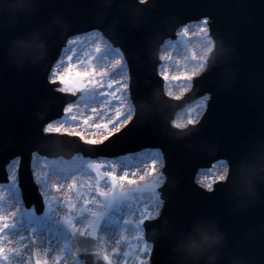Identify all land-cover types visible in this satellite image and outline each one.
Listing matches in <instances>:
<instances>
[{"label": "water", "instance_id": "obj_1", "mask_svg": "<svg viewBox=\"0 0 264 264\" xmlns=\"http://www.w3.org/2000/svg\"><path fill=\"white\" fill-rule=\"evenodd\" d=\"M54 16L69 26L68 31L60 36L56 28L44 37L45 56L38 65L12 67L5 55L7 44L13 38L42 30ZM205 16L211 20L216 47L209 68L195 79L197 87L188 99L208 90L211 101L194 128L172 129L169 122L182 107L175 105L182 102L163 95L155 75L158 46L172 37L177 26ZM93 29L107 33L126 52L136 107L133 124L103 152L111 154L149 144L162 147L166 155L167 183L162 189L166 206L156 228L165 218L183 230L196 220H208L224 234L232 254L250 264H264V183H257L258 195L246 206H238L233 195L236 166L246 162L257 146L264 145V0H151L146 6H137L136 0H35L30 13L0 17V181L6 179L4 169L10 160L22 155L19 179L25 202L40 208L29 179L27 149L39 146L49 156H70L79 147L89 146L71 143L66 135L48 138L41 129L45 117L55 118L63 103L48 96L49 65L68 37ZM37 125H41L39 139L34 137ZM204 155L229 160L228 179H234L231 185L221 184L226 186L223 191L218 188L217 192H206L190 178ZM73 237L80 261L106 264L93 239ZM152 239L157 244L153 264H170L171 241L159 235Z\"/></svg>", "mask_w": 264, "mask_h": 264}, {"label": "snow or ice", "instance_id": "obj_2", "mask_svg": "<svg viewBox=\"0 0 264 264\" xmlns=\"http://www.w3.org/2000/svg\"><path fill=\"white\" fill-rule=\"evenodd\" d=\"M206 18L208 17H202L197 22L183 24L180 27L185 33L194 32L201 27L208 28L205 23ZM210 42L209 29V39L206 43ZM89 49L94 51L90 52ZM110 49H115L116 57L107 62L106 67L98 66L97 58ZM121 49L107 33L101 35L96 31L83 36H73L67 39L59 58L49 65L47 71L48 96L63 103L59 106L55 118L45 117L43 125L44 129H47L46 137L58 135L64 128H71L83 130L85 133L91 132L93 140L96 136L101 137L100 143L90 144L87 148L79 147L77 149L80 154L79 164L73 167L63 166L54 161L49 163L47 159L49 152L39 146L27 150L41 169L37 174L35 167L33 168V185L37 189L41 203L49 208H58L60 217L74 235L95 240L105 210L114 202L127 200L135 212L122 221L123 224L130 226L131 230L122 229L120 233L124 231L135 233L137 264H153L157 244L146 239V231L157 227V215L160 216L162 213L161 211L156 213V210L164 206V200L161 199V193L158 191L167 183L165 171L167 159L164 149L144 144L128 151L111 154L103 152V149L108 148L135 121L134 119L125 127H120L132 110L131 105L127 106V110L120 107L129 100L130 89L117 91L118 85H122L124 81L107 78L125 62V55ZM104 59L107 61V56ZM117 60L119 64L113 68L112 65ZM165 79H168L167 75ZM176 86L189 91L175 97V101L187 103L197 83L195 78L191 80L178 78ZM210 101L211 93L205 92L199 95L197 100L188 104L187 109L179 114L174 127L182 128L185 123L191 125L201 114H206ZM181 106V103L175 105V107ZM52 126H56L57 131L54 132ZM40 127L41 125L35 127L36 139H39ZM116 128H119V131L112 135L108 134ZM71 143L79 145L80 137L75 136ZM138 157L141 159L136 167L119 171V161ZM200 159L202 162L193 168L190 178L206 192H217L218 188L223 191V187L226 186L218 183L220 179L218 173L230 167L229 160L217 155H204ZM22 160V155H17L8 164L11 174L7 177V182L14 188L21 187L19 165ZM81 176L87 178V183L81 182ZM232 179H228V185H231ZM217 185L220 187H215ZM142 186L150 195L142 194ZM62 192L65 194L64 199L59 198ZM138 193L141 194L137 195ZM16 211L18 209L7 214L0 211V264H47L46 258L53 251L51 248L46 245L41 246L39 240L30 236L12 239L7 234L8 229L14 226ZM85 214L88 219L83 224L73 223L75 217ZM103 240L104 237H100L99 241L103 242ZM119 244L118 240L117 245ZM37 249L43 253L45 259H41L36 254ZM77 251L88 254L87 250L77 249ZM25 252L28 253L27 258ZM92 254L100 253L92 252ZM70 255L74 257L73 250H70ZM113 256H119L120 259L114 260ZM103 258L106 264H128L129 252H120L114 248L110 255H104Z\"/></svg>", "mask_w": 264, "mask_h": 264}, {"label": "bare ground", "instance_id": "obj_3", "mask_svg": "<svg viewBox=\"0 0 264 264\" xmlns=\"http://www.w3.org/2000/svg\"><path fill=\"white\" fill-rule=\"evenodd\" d=\"M201 28H198L195 33H185L183 30L179 29L176 32V36H178V41L183 40L181 42V45L179 48L175 45L173 47L172 43L166 41L164 42V54L162 53L163 51V46L161 47L159 57L162 60V56L164 58L165 63H161L159 66L158 70L161 68L163 70H168L170 73V77L173 78H181V75L183 74L186 75L187 72L194 71L198 69L199 67V58L201 55H203L204 49L206 47H211V42L206 43L208 39H206L207 35V30L204 29V34L201 35L200 31ZM181 31V33H179ZM179 33V34H177ZM73 37V36H72ZM71 38V37H70ZM192 40H195L193 42ZM208 50V49H207ZM206 50V51H207ZM90 52L94 51L93 49H89ZM195 53L197 55V58L193 57H188L189 59L186 60V53ZM182 53H185V55L182 56ZM107 56L108 60L106 61L104 57ZM59 58V57H58ZM113 58V52L108 51L105 52L104 55H100L97 58V65L98 66H105L107 65V62L111 61ZM119 64V61H115V63L112 65L113 68ZM122 63L121 65H123ZM107 70V69H105ZM121 71L120 69H116L112 71L109 76L107 77L108 79L115 80H124V89H127V75L121 76ZM173 83V84H172ZM177 84L175 83L174 80H171V84L169 83V87L176 88ZM123 89V85H118L117 91H120ZM130 105V104H128ZM122 109L127 110V105L122 104L120 105ZM187 108V107H186ZM185 108V109H186ZM184 109V110H185ZM183 110V111H184ZM178 117H175L174 123H176V119ZM198 118V117H197ZM53 130L57 131L56 126H52ZM62 132H73L74 135H79L81 140L83 142H95L92 141V134L91 132L85 133L83 130H76V129H71V128H64ZM99 136H96L94 140H97ZM76 162L73 164L71 163L72 161L69 162H56L60 165L67 166V167H73L77 166L79 164V161L76 160V158H73ZM141 158H125L122 161H119V171H123L125 169L133 168L138 165V162ZM35 167V171L37 174L40 173L41 169L40 167L36 164V161L31 158V169H32V176H33V168ZM7 172L10 175V170L7 166ZM220 173V172H219ZM218 173V174H219ZM80 180L82 183H87V178L81 176ZM11 185V184H9ZM150 195V194H148ZM146 195V196H148ZM60 199L65 198V194L62 192L59 194ZM19 193L16 194L14 191L13 187L7 188V186H0V211L4 212L5 214L12 212L10 211L11 209H14L17 207V204L19 203ZM50 210V217L51 220H47L45 213L43 214L42 217H32V218H27L24 221H19L18 216L22 211L16 212V216L14 218V226L8 229V235L12 239H17L18 237L24 236V237H31L39 240L41 242V246H47L51 248L53 251L50 253V255L46 258L49 260L50 264H73L71 259L72 256L70 255V250L67 248L66 242L60 231H57L53 225L54 221L58 222H63L62 218L59 215V210L58 208H49ZM135 212V209L131 205V203L127 200H120L119 201V206L118 209L111 208V209H106L104 212L103 217L100 220V223L97 228V238L95 239V242L99 248V250L102 252L103 255H110L113 251V248H117L120 252H125V248L130 243L135 239V233L131 231H124L123 233H120L122 229L124 230H131L130 226L125 225L122 223V221L130 216L133 215ZM82 215L79 217H75L73 220L74 224H83L87 219L86 216ZM64 223V222H63ZM62 223V224H63ZM64 226L66 224H63ZM67 226V225H66ZM68 227V226H67ZM121 236L123 237L121 239ZM100 237H104L103 242L99 241ZM120 241V244L117 245V241ZM18 247H22L21 245H17ZM63 249V251H62ZM41 259H45L43 256V253L40 250H35ZM74 253V251H73ZM25 258H27L28 253L25 252ZM119 256H113L114 260L118 261ZM131 262V260H129Z\"/></svg>", "mask_w": 264, "mask_h": 264}, {"label": "clouds", "instance_id": "obj_4", "mask_svg": "<svg viewBox=\"0 0 264 264\" xmlns=\"http://www.w3.org/2000/svg\"><path fill=\"white\" fill-rule=\"evenodd\" d=\"M34 3L35 0H0V17L12 18L17 13H30ZM150 3L151 0H136L137 6H146ZM205 23H209V18H206ZM68 27L59 17L54 16L51 23L45 25L42 30L33 31L27 37L13 38L5 50L8 63L17 69H23L25 65H38L45 56L44 37L52 34L56 28L59 29V35L63 36L68 31ZM210 51L211 47H209ZM206 57L207 53L202 59H206ZM202 70L201 66L196 70V73L198 74ZM201 118L198 117L191 123L193 128L200 123ZM183 127H187V125ZM44 131L46 133L47 129L45 128ZM235 171L234 201L238 206L243 207L258 195L257 183H264V145L257 146L250 152L246 162L238 164ZM219 177L218 183H227L229 169H222ZM160 211L161 209H157L156 213ZM158 219L159 215H157ZM146 235L152 242H155L152 237L157 235L171 241L170 264H250V261L235 256L229 251L224 234L216 228L213 222L208 220H196L186 230H183L170 225V222L165 218L158 228L146 231Z\"/></svg>", "mask_w": 264, "mask_h": 264}, {"label": "rangeland", "instance_id": "obj_5", "mask_svg": "<svg viewBox=\"0 0 264 264\" xmlns=\"http://www.w3.org/2000/svg\"><path fill=\"white\" fill-rule=\"evenodd\" d=\"M204 29L205 28H203L202 27V29H201V31H200V34L201 35H203L204 34ZM181 30H183L182 28H181ZM183 32H184V30H183ZM179 33H181V31L179 32ZM191 33V32H190ZM192 33H195V32H192ZM83 35H85V34H81V35H78V36H83ZM207 37V36H206ZM206 39H209V38H206ZM193 42H195V40H192ZM168 42H170V43H172V44H174V45H176L177 46V48H179L180 47V45H181V42H183V40H180V41H178L177 39H175V40H172V41H169L168 40ZM208 49V47H206L205 49H204V52H203V55H201V57L199 58V62H200V64H199V67L198 68H201V66H203L204 65V63H205V59H202V57H204V54L205 53H207V50ZM108 51H111V52H113V58H115L116 57V52H115V49H110V50H107V51H105V52H108ZM93 52V51H92ZM104 52V53H105ZM164 52V46H163V51H162V53ZM104 53H102L101 55H104ZM164 54V53H163ZM183 55H185V53H182V56ZM193 57V58H197V55L195 54V53H189V54H187L186 53V60H188L189 58L188 57ZM162 61H163V63H165V61H164V58H163V56H162ZM124 67H125V65L123 64V65H121L120 67H119V69H120V71H121V76H124V75H126V71L124 70ZM197 70V69H196ZM196 70L194 71V69L192 70V71H189V72H187L186 73V75H184L183 76V74L181 75V78H183V79H189V80H191L192 79V76H196ZM170 72L168 71V70H163L162 68L159 70V74L161 75V77L164 79V83H165V92H166V94H170V96L171 97H173V96H182V93L185 91V90H187V89H184V88H180V87H176V88H171V87H169V83L171 84V80H174L175 81V83L176 84H178V78H171L170 77V74H169ZM167 75V77H168V79L166 80L165 79V76ZM124 81V80H123ZM125 83H123L122 85H123V89H124V85ZM173 84V83H172ZM128 104H130V102L127 100V101H125V105H127L128 106ZM188 107V106H187ZM131 109H132V107H131ZM187 109V108H186ZM185 109V110H186ZM184 110V111H185ZM132 110L129 112V114H128V116H127V119L125 120V121H129V119L131 118V115H132ZM179 115H177V117H178ZM177 120V119H176ZM124 121V122H125ZM123 122V123H124ZM123 125V124H122ZM122 125H120V127H122ZM119 128H116V129H112L111 130V132H109V133H113V132H115V131H117ZM60 133H64V132H60ZM108 133V134H109ZM99 142H100V140H101V137H99L98 139H97ZM92 141H95L96 142V140H92ZM86 143H88V142H86ZM79 156L80 155H74L73 157H71L70 159H64L63 157H60V158H57V159H48V162L49 163H52L53 161L54 162H62V161H65V162H69V161H72L71 163H75L76 161L73 159V158H76V160H78L79 161ZM11 172V171H10ZM36 172V171H35ZM37 173V172H36ZM11 174V173H10ZM219 175V174H218ZM8 176H9V174H8ZM1 186H7V188L9 187V188H11V186L12 185H9V183L7 182L5 185L4 184H0ZM13 187V186H12ZM143 187L144 186H142V194L144 195V196H146V195H148L149 193L148 192H146V191H144L143 190ZM13 189H14V191L16 192V194H18V189L17 188H14L13 187ZM141 193H138L137 195H140ZM19 201V200H18ZM118 206H119V201L118 202H114L113 204H111L107 209H111V208H115V209H118ZM18 209V211H16V212H19V211H22L21 213H20V215L18 216V220L19 221H24L25 219H27V218H32V217H42L43 216V213L42 214H40V215H36L35 214V212L31 209H26V208H24L22 205H21V203H20V201H19V203L17 204V207H15L14 209H11L10 211H14V210H17ZM44 209H45V216H46V218H47V220H51V217H50V210H49V207H46V206H44ZM86 217V219H88V217H87V215L85 216ZM63 222H58V221H54V223H53V225H54V227H55V229L57 230V231H60V233L62 234V236L64 237V239H65V242H66V245H67V248L69 249V250H73L74 251V257L72 256V259H71V261H72V263L73 264H79V261H78V259H77V257H76V255H75V250H74V247H73V241H72V235H73V233L70 231V229L65 225H63V224H65V223H63ZM125 252H129V258H128V264H137V261H136V259H135V257H136V255H137V253L135 252V239L133 240V241H131L130 243H128V245L126 246V248H125ZM36 254L37 255H39L37 252H36ZM104 256V255H103ZM120 259V257L118 258V260ZM129 260H131V262H129ZM50 261L49 260H47V264H50L49 263Z\"/></svg>", "mask_w": 264, "mask_h": 264}]
</instances>
